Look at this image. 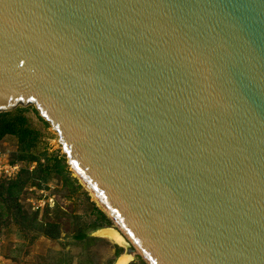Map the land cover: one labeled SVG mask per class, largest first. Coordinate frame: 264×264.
Wrapping results in <instances>:
<instances>
[{
  "label": "water",
  "instance_id": "obj_1",
  "mask_svg": "<svg viewBox=\"0 0 264 264\" xmlns=\"http://www.w3.org/2000/svg\"><path fill=\"white\" fill-rule=\"evenodd\" d=\"M28 107L124 254L264 264V0H0V114Z\"/></svg>",
  "mask_w": 264,
  "mask_h": 264
},
{
  "label": "rangeland",
  "instance_id": "obj_2",
  "mask_svg": "<svg viewBox=\"0 0 264 264\" xmlns=\"http://www.w3.org/2000/svg\"><path fill=\"white\" fill-rule=\"evenodd\" d=\"M25 114L33 128L41 134L40 151H46L51 156L65 157L61 146L58 144L57 134L45 120L40 118L34 107H28ZM0 151L7 153L9 160H12L17 151V139L8 136L0 141ZM67 170L70 172L69 175H59L41 189L29 186L20 198L24 209L29 213L38 212L40 220H53L56 215L57 217L60 215L59 222L62 225V238L59 241H50L41 237L29 245L27 240L22 239L17 225L11 224L6 219H1L0 264H54L56 257L59 255L57 253L63 251L65 247L66 251L70 252L72 264H78L80 249L70 243L73 241L72 235L79 226L86 227L91 236H96L99 233L101 236L99 235L100 237L97 238L106 242L105 244L100 243L94 248L97 255L95 258L96 264H107L113 259L115 255L114 246L117 245L113 240L103 236L107 235L108 232L106 230L100 231V229L87 228L96 219V207L101 211H103V208L94 200L86 187L77 180L74 172L69 167ZM74 179L78 183H75ZM78 185H81L82 188L78 189ZM47 208L50 213L46 212ZM109 228H113L108 229L110 232L116 229L113 223ZM20 244H25V246L19 249L21 247ZM119 248L121 249V254L115 259L113 264H119L118 260L125 252L122 247ZM141 262H143L142 258L136 256L130 264H140Z\"/></svg>",
  "mask_w": 264,
  "mask_h": 264
},
{
  "label": "trees",
  "instance_id": "obj_3",
  "mask_svg": "<svg viewBox=\"0 0 264 264\" xmlns=\"http://www.w3.org/2000/svg\"><path fill=\"white\" fill-rule=\"evenodd\" d=\"M27 109L18 108L14 112L0 114V141L8 136L17 139V151L11 163L21 165L20 171L14 178H0V220L6 219L11 224L17 225L22 239L27 240L30 245L41 237L50 241H59L63 233L62 225L59 222L60 215L59 217L56 215L53 220H40L38 212H27L20 201L21 196L29 186L41 189L53 178L59 175H69L70 172L67 170L65 157L51 156L46 151H40L41 134L31 125L25 114ZM35 112L38 114L36 109ZM74 182L78 183L75 179ZM77 187L78 189L82 188L81 185ZM46 212L50 213L48 208ZM95 215V221L87 228L98 230L112 226V221L97 207ZM72 240L70 244L80 249L78 264H96L97 255L94 248L100 243H106L103 239L91 236L84 226L77 227L72 235ZM20 246L19 249L25 244H20ZM114 248L115 255L107 264H113L121 254V249L118 246H114ZM57 254L59 255L54 264H72V257L70 252L66 251V247ZM140 264L146 263L143 261Z\"/></svg>",
  "mask_w": 264,
  "mask_h": 264
},
{
  "label": "built area",
  "instance_id": "obj_4",
  "mask_svg": "<svg viewBox=\"0 0 264 264\" xmlns=\"http://www.w3.org/2000/svg\"><path fill=\"white\" fill-rule=\"evenodd\" d=\"M20 168L19 163L12 164L9 155L0 151V178L12 179L18 174Z\"/></svg>",
  "mask_w": 264,
  "mask_h": 264
},
{
  "label": "bare ground",
  "instance_id": "obj_5",
  "mask_svg": "<svg viewBox=\"0 0 264 264\" xmlns=\"http://www.w3.org/2000/svg\"><path fill=\"white\" fill-rule=\"evenodd\" d=\"M93 195V194H92ZM93 198H94V200H96V198L93 196ZM96 202L99 204V206H101V204L98 202V200H96ZM102 207V206H101ZM103 208V207H102ZM108 229H113V228H108ZM108 229H103V231H107L108 233H107V235H103V236H105V237H107V238H109L110 240H113L114 242H116V243H123V238L120 236V234H118V232L117 231H115V229L114 230H112L111 232L108 230ZM100 231H102V230H100ZM99 231V232H100ZM134 258V255H126V254H123L120 258H119V260H118V262H119V264H128L132 259ZM118 264V263H117Z\"/></svg>",
  "mask_w": 264,
  "mask_h": 264
}]
</instances>
